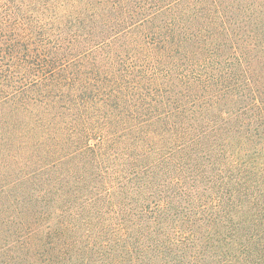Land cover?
I'll use <instances>...</instances> for the list:
<instances>
[{
	"label": "trees",
	"instance_id": "1",
	"mask_svg": "<svg viewBox=\"0 0 264 264\" xmlns=\"http://www.w3.org/2000/svg\"><path fill=\"white\" fill-rule=\"evenodd\" d=\"M0 264H264V0H0Z\"/></svg>",
	"mask_w": 264,
	"mask_h": 264
}]
</instances>
